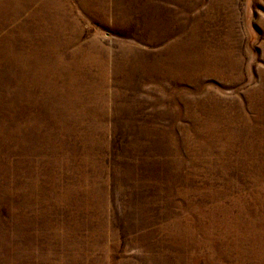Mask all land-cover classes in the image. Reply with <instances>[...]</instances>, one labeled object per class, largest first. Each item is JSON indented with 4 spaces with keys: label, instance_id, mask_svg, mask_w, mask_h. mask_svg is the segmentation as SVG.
<instances>
[{
    "label": "rangeland",
    "instance_id": "1",
    "mask_svg": "<svg viewBox=\"0 0 264 264\" xmlns=\"http://www.w3.org/2000/svg\"><path fill=\"white\" fill-rule=\"evenodd\" d=\"M0 264H264V0H0Z\"/></svg>",
    "mask_w": 264,
    "mask_h": 264
}]
</instances>
